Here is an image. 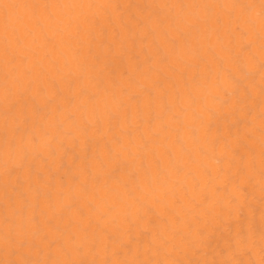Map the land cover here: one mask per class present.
Returning <instances> with one entry per match:
<instances>
[{
	"label": "bare ground",
	"instance_id": "1",
	"mask_svg": "<svg viewBox=\"0 0 264 264\" xmlns=\"http://www.w3.org/2000/svg\"><path fill=\"white\" fill-rule=\"evenodd\" d=\"M42 2L0 0L21 5L0 6V40L8 16L25 18L21 74L31 72L26 123L23 104L5 115L4 78L12 69L0 57V264L66 259L49 247L58 239L69 249L83 247L73 251L77 260L259 264L260 0H52L84 5L55 10L57 20L46 21L52 44L34 27V10L24 7ZM234 2L254 4L252 19L222 7ZM99 4L111 7H88ZM70 13L79 29L65 27ZM114 138L123 141L120 159L104 167L105 144ZM134 172L131 187L147 212L130 227L136 210L124 183ZM6 220L26 226L20 239L28 243L15 253L4 239Z\"/></svg>",
	"mask_w": 264,
	"mask_h": 264
},
{
	"label": "snow or ice",
	"instance_id": "2",
	"mask_svg": "<svg viewBox=\"0 0 264 264\" xmlns=\"http://www.w3.org/2000/svg\"><path fill=\"white\" fill-rule=\"evenodd\" d=\"M4 9H11V8H19L21 5L18 4H2L0 5ZM24 7L33 9V16L36 20V24L34 27L39 28L41 32L44 34L45 39L49 44H52L53 41L48 39L47 37V23L46 21L55 22L57 20V16L55 13L56 9H68L74 10L76 8H83V4H75V3H58L52 2V0H45V2L37 3L33 5H24ZM88 7H99V8H110V4H99V5H88ZM182 8H187L188 5H181ZM199 7V5L195 6ZM222 7H226L231 9V14L234 17L242 18L247 16L249 19H252L253 13L255 11V5L252 3H239L234 2L231 4L222 5ZM260 12H259V20L261 24V39L264 40V0H260ZM67 23L65 27H72L74 24L77 29L80 27V22L78 17L72 15L71 13L66 17ZM88 23H94L96 26H99L98 21L89 20ZM26 26V20L24 17L17 16L13 18L12 16H8L4 23L3 28V36L2 40H0V57L3 58L6 66H9L12 71L6 72L4 78V88H3V95L4 100L6 103V116L15 115L20 109L21 104H23L24 112L21 115H25L26 123L30 122V119L27 118V109H28V102L27 96L30 91L29 88L25 87V80L31 76L30 71H24L21 74V67L27 63V56L25 54L26 42L25 38L20 34L21 30L24 29ZM29 34H32V30L29 29ZM172 47H176L179 43V38L170 41ZM164 62H167V57L164 58ZM261 70L264 71V64L261 65ZM19 93V97H17ZM82 95L87 96V91L84 90ZM89 103H94L96 100L95 96H90ZM262 121H264V116H262ZM262 134H264V125H262ZM37 142H39L37 140ZM13 154L16 153L18 149V145L13 143L11 145ZM123 148V141L119 138H114L112 142L105 144V151L108 157V160L105 161L103 159L100 160L102 166L107 167L108 163L114 160L120 159V149ZM28 156L27 153L22 157L21 168H24L27 165ZM158 166V163H157ZM146 166L141 162L140 170H144ZM89 174H91L92 169L91 167L87 168ZM240 174L242 176L247 175V167L244 166L240 170ZM139 172H134L132 175L129 176L128 181L124 183V187L127 190L128 200L131 202L130 208L135 207L136 216L135 219L132 220L131 213H129V224L130 227L134 226L135 222L143 221L146 218V206L144 200L137 194V190L131 187L133 184L136 183L137 176ZM262 176H264V172H262ZM43 179V177H41ZM83 190L87 191L88 186L85 183L82 185ZM236 190H239V184L236 186ZM264 215V214H262ZM8 230L4 234V239L6 243L13 248L15 253L16 246L19 244L21 247L27 245L26 240H21V233L25 230V225L16 224L12 221L6 220L5 221ZM242 243L247 244L248 241H242ZM49 247L53 249H58L59 252L63 253L67 258L66 259H49L47 261H32V260H6L3 261L2 264H165L164 261L153 262L147 260H139V261H120V260H107L98 262L95 260H88V259H73V251L76 252H83V247H78L76 249H69L62 239L54 240L49 243ZM262 253H264V247H262ZM170 264H183L182 261H173ZM230 264H237V262H230ZM252 264H256L255 261ZM259 264H264V256L260 260Z\"/></svg>",
	"mask_w": 264,
	"mask_h": 264
}]
</instances>
